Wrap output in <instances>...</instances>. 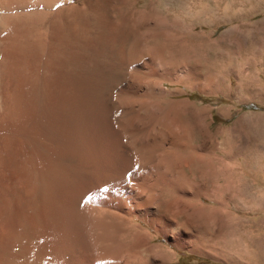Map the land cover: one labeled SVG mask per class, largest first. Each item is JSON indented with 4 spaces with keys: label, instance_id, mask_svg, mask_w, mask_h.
Masks as SVG:
<instances>
[{
    "label": "rangeland",
    "instance_id": "1",
    "mask_svg": "<svg viewBox=\"0 0 264 264\" xmlns=\"http://www.w3.org/2000/svg\"><path fill=\"white\" fill-rule=\"evenodd\" d=\"M251 3L64 0L54 28L0 35V115L17 86L25 126L47 135L23 128L16 153L0 123V264H264V3ZM83 101L127 126L126 182L77 160ZM126 186L150 223L111 205Z\"/></svg>",
    "mask_w": 264,
    "mask_h": 264
},
{
    "label": "bare ground",
    "instance_id": "2",
    "mask_svg": "<svg viewBox=\"0 0 264 264\" xmlns=\"http://www.w3.org/2000/svg\"><path fill=\"white\" fill-rule=\"evenodd\" d=\"M63 1L64 0H0V11L1 12H3V15H2V17H1V20H0V35L3 37V40H4V42L5 43H10V45H11V42L13 41H9L10 40V38L12 37V36H14L15 35V33H17V34H21L22 35V33L23 32H25V35H26V32L27 31H42L43 29L45 30V29H49V27H51V28H54V26H53V18H55V17H57L58 18V16L60 15V13H61V11H62V8H63ZM95 1V0H94ZM99 1V0H98ZM103 1V0H102ZM106 1V0H105ZM252 3L251 4H254L255 6H261L264 2H262V1H255V0H250ZM68 2V1H67ZM91 4V3H90ZM89 4V5H90ZM90 6H92V4L90 5ZM68 8H69V6H68ZM77 10H79V9H77ZM80 10H81V8H80ZM125 10H127V9H125ZM111 11V10H110ZM78 12V11H77ZM127 12V11H126ZM63 15V14H62ZM74 15V14H73ZM123 15V14H122ZM121 15V16H122ZM135 15V14H134ZM64 16V15H63ZM60 18V17H59ZM63 19V18H62ZM60 20V19H59ZM102 20V19H101ZM85 21V20H84ZM55 22V21H54ZM63 22V21H62ZM65 24V23H64ZM77 24V23H76ZM109 24V23H108ZM107 24V25H108ZM115 24V23H114ZM123 24V23H122ZM98 25V24H97ZM121 26V25H120ZM123 26V25H122ZM68 28V27H67ZM122 29V28H121ZM109 30V29H108ZM152 30V29H151ZM47 31V30H46ZM20 32H22V33H20ZM40 32H39V34H40ZM109 33V32H108ZM31 34V33H30ZM30 34H28L29 35V38H30ZM38 34V35H39ZM111 34V33H110ZM110 34H109V36H110ZM116 34V37H117V33H115ZM114 34V35H115ZM24 35V34H23ZM22 35V36H23ZM121 35V34H120ZM151 35V34H150ZM20 35H18V37H19ZM36 36V35H35ZM46 37H48L47 35H45ZM69 36V35H68ZM109 36L108 37H106L107 38V40L109 39ZM1 37V38H2ZM26 37V36H25ZM115 37V38H116ZM121 37V36H120ZM120 37H118V38H116V39H118V40H120ZM122 37H123V35H122ZM121 37V38H122ZM137 37V36H136ZM26 38H28V37H26ZM32 38V37H31ZM30 38V39H31ZM37 38V37H36ZM39 38V37H38ZM110 38H112V37H110ZM75 39V38H74ZM37 40V39H36ZM137 40V39H136ZM28 41H29V39H28ZM35 41V40H34ZM109 41V43H111V41L110 40H108ZM115 41H117V40H115ZM30 42V41H29ZM39 42V41H38ZM137 42H139V41H137ZM137 42H135V43H137ZM13 43V42H12ZM17 43H18V41H17ZM19 43H21V42H19ZM32 43H33V41H32ZM47 43V42H46ZM26 44V43H25ZM29 45V44H28ZM15 46V45H14ZM13 47V46H12ZM18 47V46H17ZM26 48H27V46H25ZM140 47V46H139ZM138 48V47H137ZM152 48H154V47H152ZM43 49V48H42ZM143 49V48H142ZM30 50V49H29ZM28 50V51H29ZM15 51V50H14ZM18 51V50H17ZM28 51H26V52H28ZM34 51H35V49H34ZM40 51V50H39ZM39 51H37V52H39ZM140 51H142V50H140ZM139 51V52H140ZM13 52V51H12ZM144 52V51H143ZM31 53V52H30ZM29 53V54H30ZM34 53V52H33ZM135 53V52H134ZM28 54V53H27ZM26 54V55H27ZM136 54V53H135ZM20 55V54H19ZM35 55H36V53H35ZM142 55V54H141ZM147 55V54H146ZM18 56V55H17ZM143 56V55H142ZM21 57V56H20ZM123 58V57H122ZM29 59V58H28ZM124 59V58H123ZM159 59V58H158ZM61 60V59H60ZM160 60V59H159ZM21 61V60H20ZM40 61V60H39ZM49 61V60H48ZM48 61H47V63H48ZM127 61V60H126ZM34 62V61H33ZM64 62V61H63ZM21 63V62H20ZM18 64V63H17ZM29 64V63H28ZM31 64V63H30ZM29 64V65H30ZM35 64V63H34ZM49 64V63H48ZM47 65V64H46ZM188 65V64H187ZM31 66V65H30ZM39 66V65H38ZM44 66V65H43ZM159 66V65H158ZM53 67V66H52ZM187 67V66H186ZM185 67V68H186ZM13 68V67H12ZM35 68V67H34ZM55 68V67H54ZM159 68V67H158ZM178 68V67H177ZM182 68H184V67H182ZM181 68V69H182ZM190 68V67H189ZM38 69V68H37ZM114 69V68H113ZM155 69V68H154ZM171 70V69H170ZM173 70V69H172ZM180 70V69H179ZM188 70V69H187ZM191 70V69H190ZM40 71V70H39ZM177 71V70H176ZM182 71V70H181ZM184 71V70H183ZM52 72V71H51ZM132 72V71H131ZM170 72V71H169ZM175 72V71H174ZM186 72V71H185ZM19 73V72H18ZM28 73V72H27ZM39 73V72H38ZM160 73V72H159ZM168 73V72H167ZM179 73V72H178ZM177 73V74H178ZM183 73V72H182ZM32 74V73H31ZM171 74H174V73H172L171 72ZM180 74H181V72H180ZM26 75V74H25ZM36 75V74H35ZM136 75V74H135ZM141 75H142V73H141ZM160 75V74H159ZM182 75V74H181ZM186 75V74H185ZM190 75V74H189ZM19 76H21V75H19ZM152 76V75H151ZM150 76V77H151ZM175 77H176V75H174ZM183 76V75H182ZM31 77V76H30ZM185 77V76H184ZM190 77V76H189ZM61 78V77H60ZM154 78V77H153ZM59 79V78H58ZM19 81V80H18ZM55 81H57V80H55ZM62 82V80L59 82V84ZM65 82V81H64ZM175 82V81H174ZM179 82V81H178ZM6 82H4V84H3V88H4V85H8V83H6ZM57 83H58V81H57ZM15 84H16V82H15ZM55 84H56V82H55ZM62 84V83H61ZM6 85V86H7ZM9 85H10V83H9ZM57 86H58V84H56ZM119 85H121V83L119 84ZM119 85H117V86H119ZM122 85H124V84H122ZM5 86V88L6 89H8V87L9 86H7L6 87ZM15 86V85H14ZM64 86L65 85H63L62 84V86L61 85H59V87L60 88H64ZM10 87H11V90L10 89H8V90H10V91H12V95H11V92L10 91H8V92H6V94H5V96H3L2 98H3V100H4V103L2 104V105H4L3 106V109H4V107H5V109H4V112L0 115V123L1 124H7L8 123V125H12L13 126V129H14V134H16V137H15V139H14V142H15V152L17 153V143H22L23 142V137H22V130H23V128H25L26 127V129H28V127L27 126H25L26 124H25V117L23 116V114H22V107H21V105H19V100H18V98H17V96H18V92L17 91H15V89H16V87L17 86H15V87H13V86H11L10 85ZM9 87V88H10ZM12 87L14 88V89H12ZM58 87V90L60 89ZM2 88V89H3ZM18 88V87H17ZM162 88V87H161ZM5 89V90H6ZM65 89V88H64ZM164 89V88H163ZM15 91V93L13 94V92ZM18 90V89H17ZM61 90V89H60ZM4 91V90H3ZM57 91V90H56ZM97 91V90H96ZM1 92V91H0ZM59 92V91H58ZM62 92L64 93V90H62ZM165 92V91H164ZM3 93V92H2ZM5 93V92H4ZM9 93V94H8ZM1 94V93H0ZM14 95V96H13ZM15 95H17V96H15ZM30 95V94H29ZM28 95V96H29ZM22 97V96H21ZM21 97H20V99H21ZM80 98L82 97L81 95L79 96ZM0 98H1V96H0ZM88 98V97H87ZM87 98H85V96L83 97V99L85 100V99H87ZM74 99V98H73ZM25 100V99H24ZM62 101L64 100L63 98L61 99ZM103 100V99H102ZM1 101H2V99H1ZM74 101H76V98H75V100ZM73 100H72V102L70 101L69 103H72L73 104V102H74ZM81 101H82V98H81ZM101 101V100H100ZM108 101V100H107ZM3 102V101H2ZM109 102V101H108ZM64 103V102H63ZM93 103H95V102H93ZM99 104V102H96V104ZM101 103V102H100ZM102 103H105V102H102ZM107 103V102H106ZM74 104H75V102H74ZM73 104V105H74ZM77 105L76 106H74L75 108H77L78 106H79V104L80 105H82L83 104V106H84V112L82 113V110L81 111H79L80 113L79 114H77V115H80L81 114V121H80V118L78 119V121H80L79 123H80V125H79V123L78 122H76L77 121V119H76V121L74 122V116L73 115H75V113H77L78 111H75V113L74 114H72V117L73 118H71L72 120H73V125H75L76 123L79 125L78 127H79V130H78V127H77V125L76 126H74V128H77V130L79 131V132H77V133H80L79 135L80 136H78L76 133V135L78 136V138L80 137V140H81V142H79L80 140H78V138L76 139L77 141H78V143H80V144H78V143H72L73 145H74V147L75 148H77L78 150H77V152H75L76 154V158H77V160L80 162V163H82V164H84L87 168H88V170L89 171H91L93 174H95V175H105V176H108V178L110 179V180H114L115 178H116V182H117V178H121L122 176H124L125 174L126 175H128V173L129 172H131L130 171V169H129V167L132 169V166H133V164H132V166L130 165V164H128L127 163V161L130 159V162L132 161V158H131V156H129L128 157V160L126 161V152H127V150H126V147H124L123 145H122V143H121V137H120V133H122L123 134V132L125 131L124 129L127 127L124 123H122V124H124V125H122L121 124V126L122 127H124V129L122 128V127H120V131H118L117 129H115V125H114V123H113V116L111 117V115H112V113H111V115L109 114V113H107L108 111L106 110H104V108H103V110L102 109H94V108H90L91 106H92V104L91 103H87L86 101H83V103L81 104V102H77L76 103ZM89 104H91V106L89 105ZM109 104V103H108ZM104 105L105 104H103V106H101V107H104ZM82 106V107H83ZM93 106H95V107H98V105H93ZM92 106V107H93ZM186 106V105H185ZM32 108V107H31ZM22 109V110H21ZM77 110H79V108L77 109ZM2 112V111H1ZM28 113V112H27ZM77 115H76V117H77ZM79 117V116H78ZM153 117V116H152ZM72 120H70V121H72ZM138 122V121H137ZM75 123V124H74ZM24 124V125H23ZM3 125V126H4ZM128 125V124H127ZM135 126V125H134ZM81 127V128H80ZM156 127V126H155ZM70 128V127H69ZM68 128V130L70 131L71 129H69ZM159 129V128H158ZM185 129V128H184ZM38 130H40V129H33V128H29L28 129V132H29V134H32V135H34V136H36V135H38L39 133V131ZM60 129H59V127H58V131H59ZM38 131V132H37ZM123 131V132H122ZM174 131V130H173ZM40 132L42 133V139H45V137L47 136H45V137H43L44 135H45V133L43 134V132L40 130ZM72 132L74 133L75 131H73L72 130ZM138 132V131H137ZM185 132V131H184ZM125 133V132H124ZM2 134V133H1ZM0 134V135H1ZM183 134V133H182ZM4 135V134H3ZM3 135H1L0 137H3ZM76 135H75V138H76ZM126 135V134H125ZM139 135V134H138ZM188 135V134H187ZM54 136V135H53ZM172 136V135H171ZM38 137H41V136H38ZM137 137V136H136ZM5 138V137H4ZM35 138H37V137H35ZM48 138V137H47ZM46 138V139H47ZM50 138H51V136H50ZM75 138H74V140H75ZM176 138V137H175ZM193 138V137H192ZM40 138H38L37 140H39ZM48 140V142H49V139H47ZM47 140H44V142L46 141L47 142ZM173 140V139H172ZM40 141V140H39ZM122 141H124V140H122ZM57 141H55V144H57L56 143ZM59 143H60V140L58 141ZM76 142V141H75ZM4 143V142H3ZM68 143V142H67ZM71 143V142H70ZM70 143H68V145L70 144ZM43 144V143H42ZM54 141H53V147L52 148H55L54 147ZM71 144V145H72ZM77 144L79 145V146H77ZM125 144V143H124ZM46 145V143H44V146ZM49 144H47L46 146H45V148L48 146ZM52 144L50 143V146H51ZM58 145V144H57ZM60 145V144H59ZM58 145V146H59ZM67 145V144H66ZM66 145H64L65 147H69L68 145L66 146ZM50 146H48V147H50ZM57 146V147H58ZM172 146V145H171ZM201 146V145H200ZM20 147V146H19ZM36 148L37 146H35V145H33V148ZM47 147V148H48ZM56 147V149H57V151H56V149H55V151L56 152H58L57 154H54V152H53V150H52V148L50 147L49 149H51L52 151H51V153L52 154H50L51 156L54 154L55 156L57 155H61V154H59V152H61L62 151V149L61 148H63L62 146L61 147H59V149H61V151H59V149ZM194 147V146H193ZM6 148V147H5ZM40 148V147H39ZM189 148V147H188ZM195 148V147H194ZM9 149V148H8ZM65 149V148H64ZM128 149V148H127ZM38 150H40V149H38V147H37V149H35L34 150V153H36V155L37 154H39L38 152H36V151H38ZM66 150V149H65ZM197 150V149H196ZM129 151V150H128ZM201 151V150H200ZM213 151H214V148H213ZM40 152V151H39ZM62 152H65V151H62ZM49 153H50V150H49ZM129 153V152H128ZM43 154V153H42ZM63 154H65V153H63ZM192 154V153H191ZM195 154V153H194ZM213 154V153H212ZM47 155V154H46ZM50 155H48V157L47 158H49V156ZM53 155V156H54ZM65 155H68V154H65ZM129 155H130V153H129ZM183 155V154H182ZM185 155V154H184ZM201 156H202V153L200 154ZM204 155V154H203ZM43 156V155H42ZM73 156V155H72ZM128 156V155H127ZM190 156V155H189ZM38 157V156H37ZM186 156H184V158H185ZM188 157V156H187ZM186 157V158H187ZM192 157H193V155H192ZM199 157V156H198ZM181 158V157H180ZM185 158V159H186ZM200 158V157H199ZM198 158V159H199ZM217 158V157H216ZM177 159V158H176ZM183 159V158H182ZM201 159V158H200ZM205 159V158H204ZM44 160V159H43ZM161 160V159H160ZM211 160V159H210ZM158 163H159V158H158ZM209 161V160H208ZM211 162V161H210ZM132 163V162H131ZM130 165L129 167H128V165ZM156 164V163H155ZM204 164H206V163H204ZM211 164V163H210ZM2 168H6L7 167V165H0ZM116 166V167H115ZM180 166V165H179ZM154 167V166H153ZM198 167V166H197ZM157 168V167H156ZM186 169V168H185ZM12 170V169H11ZM155 170V169H154ZM107 171H108V173H107ZM133 171V170H132ZM175 172V171H174ZM177 172V171H176ZM133 173V172H132ZM152 173V172H151ZM181 172H179V174H180ZM131 173H129V175H130ZM128 175V176H129ZM181 175V174H180ZM11 176H12V174H11ZM179 176V175H178ZM101 177V176H100ZM67 178V177H66ZM96 178V177H95ZM94 178V179H95ZM176 178V177H175ZM93 178H91V180H92ZM102 179V178H101ZM122 179L126 182V180L122 177ZM100 180V179H99ZM110 180H108V179H106V181H110ZM120 180V179H119ZM123 180H120L121 182L120 183H122V181ZM97 181V180H96ZM103 181H104V179H103ZM123 181V182H124ZM131 181V180H130ZM87 182V181H86ZM111 182V181H110ZM114 182H115V180H114ZM113 182V183H114ZM124 182V183H125ZM175 182V181H174ZM112 182L111 183H109V186H110V184H113ZM118 183V182H117ZM123 183V184H124ZM133 183V182H132ZM167 183V182H166ZM75 184H76V186H75ZM74 185H67L66 186V190H65V193L63 194V196H65V202H69L70 201V199H73L74 198V196H76L80 191L82 192L83 191V184L82 183H80V182H77V183H75ZM116 184V183H115ZM131 184V183H130ZM135 184V183H134ZM125 185V184H124ZM129 185V184H128ZM133 184H131V186H132ZM136 185V184H135ZM86 186V185H85ZM114 187H115V185H113ZM121 187V185H116V187ZM131 186H126V187H124V192H123V195L121 196V193H120V197H118V198H116V197H113V198H115L116 200L114 201V203L112 204V202H111V205H114V206H116L117 207V209H118V211H119V208H120V211H121V209H122V212H123V210L124 211H126V213L128 214V216L130 215L131 217H132V215H133V217H134V215H137V217H140L141 219H144L146 222H148V223H150L151 222V219H150V212H149V210L148 209H146V208H142L141 206H144L146 203L144 202H142L141 201V199H143V197L141 196V194L139 193V192H137V191H139L137 188H133V187H131ZM171 186V185H170ZM87 187V186H86ZM119 187V188H120ZM135 187V186H134ZM142 187V186H141ZM118 188V189H119ZM147 188V187H146ZM167 188V187H166ZM137 189V190H136ZM120 190H121V188H120ZM116 191H118V190H116ZM121 191H123V185H122V190ZM166 191H168L167 189H166ZM120 192V191H119ZM111 193H113V191H111ZM118 193V192H117ZM119 194V193H118ZM153 194H154V192H153ZM110 195H112V194H110ZM115 195V194H114ZM78 196V195H77ZM81 197V196H80ZM153 198V197H152ZM111 199V198H110ZM143 201H146V200H143ZM141 202L143 203V204H141ZM166 203V202H165ZM169 204H171V203H169ZM141 205V206H140ZM167 206H168V204H167ZM170 206V205H169ZM168 206V207H169ZM171 206H172V204H171ZM64 207V206H63ZM145 207V206H144ZM62 208V207H61ZM69 208V207H68ZM163 208V207H162ZM165 208V207H164ZM163 208V209H164ZM165 210L167 211V209L165 208ZM169 210H171V209H169ZM168 210V211H169ZM59 211V210H58ZM111 211V210H110ZM167 211V212H168ZM124 213V212H123ZM125 213V214H126ZM119 214V213H118ZM125 214H119V215H124V217L126 216ZM159 214V213H158ZM131 217L129 218V219H131ZM174 217V216H173ZM123 218V217H122ZM128 218V217H127ZM176 218V217H175ZM87 219V218H86ZM128 219V220H129ZM125 220H126V218H125ZM174 220V219H173ZM163 227V226H162ZM179 227V226H178ZM166 228H168V227H166ZM164 229V230H162L161 229V231L162 232H164V233H170V231H169V229H168V231H167V229ZM171 228V227H170ZM174 228V227H173ZM166 230V231H165ZM172 230V229H171ZM159 232V231H158ZM173 233V232H172ZM176 236V235H175ZM149 248V247H148ZM150 250L152 249V248H149ZM148 249V250H149ZM133 250V249H132ZM137 249H135L134 251H136ZM134 255V254H133ZM140 256V255H139ZM137 257V256H136ZM100 258V257H99ZM105 259V258H104ZM131 260L133 259V258H130ZM124 260V259H123ZM125 261V260H124ZM136 261V260H135ZM119 263V262H118Z\"/></svg>",
    "mask_w": 264,
    "mask_h": 264
},
{
    "label": "snow or ice",
    "instance_id": "3",
    "mask_svg": "<svg viewBox=\"0 0 264 264\" xmlns=\"http://www.w3.org/2000/svg\"><path fill=\"white\" fill-rule=\"evenodd\" d=\"M91 197H89V199H90Z\"/></svg>",
    "mask_w": 264,
    "mask_h": 264
}]
</instances>
